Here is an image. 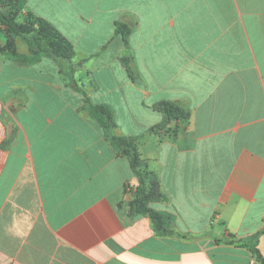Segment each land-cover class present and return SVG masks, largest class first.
<instances>
[{
	"label": "crops",
	"instance_id": "1",
	"mask_svg": "<svg viewBox=\"0 0 264 264\" xmlns=\"http://www.w3.org/2000/svg\"><path fill=\"white\" fill-rule=\"evenodd\" d=\"M24 2L90 58L74 79L136 140L173 234L130 213L137 178L57 64L0 54V264H257L238 244L257 233L264 260V0ZM161 101L188 105L184 131H151Z\"/></svg>",
	"mask_w": 264,
	"mask_h": 264
},
{
	"label": "trees",
	"instance_id": "2",
	"mask_svg": "<svg viewBox=\"0 0 264 264\" xmlns=\"http://www.w3.org/2000/svg\"><path fill=\"white\" fill-rule=\"evenodd\" d=\"M4 3H10L11 6H14L15 11L13 15H5L0 11V34L5 39L4 44L0 46V54L21 64L35 63L42 57L50 58L57 64L60 74L68 80L69 87L83 97L84 102L80 110L87 112L91 119L100 124L105 138L109 140L118 156L128 160L130 168L137 178L138 185L133 193V199L129 202L130 213L135 215L147 214L155 224L157 232L172 235L171 231L163 228L169 218L168 214L153 211L147 206L150 200L157 198L159 189L154 175L145 168L140 159L136 140L117 135L114 132L116 124L111 108L104 104H92L87 92L82 88L83 85L78 84L74 79L75 70L88 62L90 58L81 59L71 43L51 24L31 12L24 11V0H0V6ZM131 32L132 28L127 23L123 21L115 23L114 33L121 38L127 49L126 55L119 59L120 63L131 81L139 83L142 82V77L128 45ZM17 40H20L27 47L28 53L26 55L18 53ZM89 88L95 89L96 86L90 82ZM153 108L162 114L163 119L151 131L163 129L171 121L181 122V126L176 128L174 133L186 129L190 111L185 102L161 101L155 104ZM259 235L260 233H257L249 239L240 240L238 244L251 252L257 264H264V260L257 250Z\"/></svg>",
	"mask_w": 264,
	"mask_h": 264
},
{
	"label": "rangeland",
	"instance_id": "3",
	"mask_svg": "<svg viewBox=\"0 0 264 264\" xmlns=\"http://www.w3.org/2000/svg\"><path fill=\"white\" fill-rule=\"evenodd\" d=\"M0 11L5 14V15H13L14 14V6H11L10 3H4L0 6ZM4 37L3 35L0 34V46H2L4 44ZM52 60V59H51ZM150 179V178H149ZM151 180V179H150ZM150 184V181H149Z\"/></svg>",
	"mask_w": 264,
	"mask_h": 264
}]
</instances>
